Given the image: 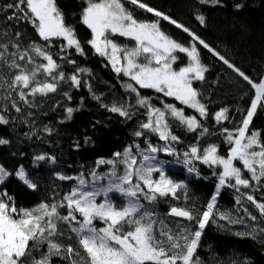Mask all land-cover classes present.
Listing matches in <instances>:
<instances>
[{
	"label": "snow or ice",
	"instance_id": "snow-or-ice-1",
	"mask_svg": "<svg viewBox=\"0 0 264 264\" xmlns=\"http://www.w3.org/2000/svg\"><path fill=\"white\" fill-rule=\"evenodd\" d=\"M196 3L216 6L221 4V0H196ZM83 4L79 23L90 32L87 45L94 54L107 60L117 76L127 78L123 88L134 96L135 107L145 110L143 114L146 119L139 121L138 129L133 133L135 137L144 139L145 147L133 141L122 152L113 153V158L99 159L97 166H109L103 173L94 168L87 177L84 173L77 176L58 174L59 180H75L76 184L60 200L41 203L32 209L17 208L14 197L7 191L0 192V264H24L25 257H31V264H52L54 256L61 260L67 259L69 264H200L196 252L203 230L214 221V209L221 189L234 188L240 192L241 187L250 188L252 182L259 186L264 181V140L260 130L251 128L258 110L264 111V77L252 79L188 27L141 0H83ZM126 5L145 10L182 29L192 43L183 46L165 34L159 20H139ZM6 7L13 10L9 19L27 22L40 41L44 42H34L23 51L16 45L17 52L12 54L15 59L8 64L9 68L18 70L10 87L14 91L19 89L20 100L31 105L28 96L55 93L60 81L65 80L64 73L60 71L61 65L46 48L52 47L53 41H62L61 53L74 50L82 57L86 56L85 49L75 25L68 22L58 0H13ZM242 7V4L236 5L237 9ZM195 19L202 26L205 25L206 17L203 14H196ZM118 38L132 41L134 45L121 44ZM197 44L237 73L252 92L250 104L241 112L242 119L238 126L234 130H222L228 145L225 155L220 154V148L215 144L203 149L193 144L182 154L177 152L173 145L182 141L174 134L173 124L189 133L200 130L199 137L207 134V128L197 116L186 115L184 108L163 101V107H157L151 97L140 92L141 89L152 90L207 118L208 110L199 98V90L193 86L197 81H204L208 71L201 62ZM4 48L6 51V46ZM177 53L185 54L188 60L186 66L178 69L174 67L180 59ZM3 59L4 52H0V60ZM60 59L67 60L69 64L76 63L75 60H68L66 55ZM17 61H24L25 64ZM77 71L89 72L85 68ZM68 79L75 88L81 87L77 74ZM84 86L88 88L92 99L107 111L126 120L135 115L130 110L132 104H105L102 97L92 91L90 84L85 83ZM25 89L28 91L25 92ZM64 95L68 100L72 99L67 92ZM13 107L17 112L20 111L15 103ZM78 110L67 107V119H72L73 113ZM228 112V108L218 111L215 121L219 124L229 120ZM7 123L8 120L0 115V124ZM151 136L163 141V146L154 144ZM7 143V140L0 139V145ZM160 152L177 158L182 155L188 172L196 176L200 173L194 161L210 169H219V172L213 171V175L218 176L215 193L198 216L191 209L176 205L170 207L166 214L169 218L195 221L196 230L188 225L173 229L169 227L171 220L158 217L156 213L154 205L157 202L167 198L178 201L181 197L177 193L181 190H184L183 196L187 200L186 184L176 182L165 174L163 162L157 156ZM46 158L55 163L54 158L44 155L37 156L36 160L43 161ZM157 173L158 177L155 176ZM12 175L29 189H36V184L29 179L23 167L13 174L0 165V185ZM116 198L120 199V203H117ZM247 200L264 216V202H258L253 195H247ZM249 215L252 220H256V216ZM219 219L232 224L243 223L223 213L219 214ZM176 223L179 224V221ZM61 225L66 227L62 229ZM64 231L75 234L78 247L58 242L57 237L62 236ZM260 231L264 232V229ZM252 232H256V229L253 228ZM45 245L46 248H43ZM41 248L43 250L39 257L33 255L34 251Z\"/></svg>",
	"mask_w": 264,
	"mask_h": 264
},
{
	"label": "trees",
	"instance_id": "trees-1",
	"mask_svg": "<svg viewBox=\"0 0 264 264\" xmlns=\"http://www.w3.org/2000/svg\"><path fill=\"white\" fill-rule=\"evenodd\" d=\"M12 2L13 0H0V52H4V59L0 60V115L8 120L7 124H0V139L8 141L7 144L0 145V165L13 174L23 167L37 187L35 190L29 189L12 175L0 185V192L7 191L14 197L17 208L32 209L41 203L60 200L69 192L70 187L76 184L75 180H59L58 174L77 176L84 173L87 177L94 168L103 173L109 166H97L99 159L113 158V153L122 152L133 141L145 147L144 139L135 137L133 133L138 129L139 121L145 120L146 116L143 114L144 109L135 107L134 96L123 88L122 85L127 78L117 76L107 60L94 54L87 45L90 32L79 23L80 10L84 7L83 0L58 2L68 22L75 25L86 56L82 57L74 50L61 53L62 41H53V46L46 48V51L50 52L61 65L60 71L64 73L65 80L60 81L55 93H49L47 96H28L31 105L20 100L19 89L14 91L10 87L18 70L8 67L15 59L12 55L17 52L15 46L19 45V49L23 51L29 49L34 42L39 44L44 42L40 41L37 33L27 22L9 19L13 10L8 9L6 5ZM141 2L188 27L252 79L259 80L264 77V0H221V4L216 6L199 5L196 0H141ZM237 4H242L243 7L237 9ZM126 7L133 10L139 20L149 22L159 20L165 34L183 46L192 43L187 33L168 21L132 5ZM196 14H203L206 17L204 26L195 19ZM118 42L130 47L134 45V42L124 38H118ZM197 47L201 54V62L208 71L205 73V80L197 81L193 86L201 94L199 98L208 110L207 118L200 117L195 110L188 109L178 101L163 97L152 90L141 89L140 92L151 97L152 103L157 107H163V101L184 108L186 115L197 116L207 128V134L199 137L200 130L189 133L173 124L174 134L182 141L173 145L177 152L182 154L193 144H197L201 149L215 144L220 148V154L225 155L228 145L222 130L224 128L234 130L238 126L242 119L241 112L250 104L252 92L247 83L217 56L199 44ZM62 55H66L68 60H75L76 63L69 64L67 60H61ZM177 55L180 59L174 67L178 69L186 66L188 60L185 54ZM17 62L25 64L24 61ZM80 68L88 69L89 72L78 73L77 70ZM73 74H77L81 80V87L78 89L72 86L68 79ZM85 83L91 85L92 91L101 96L105 104H132L130 110L135 112V115L132 119L126 120L102 108L100 103L92 99L88 88L84 86ZM65 92L72 97L71 100L67 99ZM13 103L20 108L19 112L15 110ZM67 107L79 109L73 113L70 120L67 119ZM224 108L229 109V120L218 124L215 121V114ZM251 128L260 130L261 138L264 140V111L258 110ZM151 140L154 144L163 146L164 142L159 141L157 137L151 136ZM39 155L54 158L55 163L47 158L43 161L36 160ZM157 156L158 160L163 162L165 174L187 186V200L183 196L184 190H181L177 193L181 197L180 200L167 198L154 205L158 217L171 220L169 227L173 229L188 225L192 230H196L195 221L177 220L167 217L166 214L170 207L176 205L187 207L198 216L205 210V205L215 193L218 176L213 175V171L219 172V169H210L199 161H194L200 173L196 176L188 172L182 155L177 158L160 152ZM245 177L248 178L246 172ZM247 195H253L258 202H264V181L259 186L252 182L250 188L241 187L240 192L234 188L221 189L214 209L216 213L214 221L203 230L196 252L200 264H264V232L260 231L264 229V216H261L258 209L247 200ZM116 200L120 203L119 198ZM61 212L65 213V210L61 209ZM221 213L243 223L232 224L227 220H220ZM249 214L256 216V220H252ZM176 221H179V224ZM65 227L61 225L62 229ZM253 228L256 229L254 233ZM57 239L62 245L78 247L75 234L71 232L64 231ZM43 248H46V245ZM43 248L34 251L33 255L39 257ZM24 264H31V257H25ZM52 264L69 262L67 259L61 260L54 256Z\"/></svg>",
	"mask_w": 264,
	"mask_h": 264
},
{
	"label": "water",
	"instance_id": "water-1",
	"mask_svg": "<svg viewBox=\"0 0 264 264\" xmlns=\"http://www.w3.org/2000/svg\"><path fill=\"white\" fill-rule=\"evenodd\" d=\"M173 218H175L177 220H183L182 218H178V217H173ZM183 221H187V220H183Z\"/></svg>",
	"mask_w": 264,
	"mask_h": 264
},
{
	"label": "rangeland",
	"instance_id": "rangeland-1",
	"mask_svg": "<svg viewBox=\"0 0 264 264\" xmlns=\"http://www.w3.org/2000/svg\"><path fill=\"white\" fill-rule=\"evenodd\" d=\"M158 175H159L158 173H157V174H155V176H156V177H158Z\"/></svg>",
	"mask_w": 264,
	"mask_h": 264
}]
</instances>
